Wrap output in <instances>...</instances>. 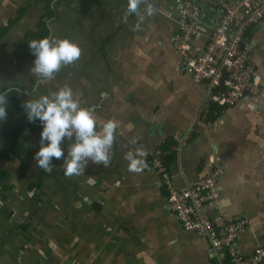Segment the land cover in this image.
<instances>
[{
	"label": "crops",
	"instance_id": "obj_1",
	"mask_svg": "<svg viewBox=\"0 0 264 264\" xmlns=\"http://www.w3.org/2000/svg\"><path fill=\"white\" fill-rule=\"evenodd\" d=\"M184 1L149 0L155 14L132 31L137 17L122 20L127 0H0V93L9 96L0 121V264H221L204 239L182 227L159 171L146 164L130 172L124 158L140 149L146 162L157 149H173L175 133L188 129L192 139L168 164L174 185L204 178L213 155L224 174L205 212L216 222L247 221L237 242L244 258L264 246V24L245 36L259 95L210 114L206 85L181 70L173 42ZM189 1L205 9L204 37L196 42L204 48L219 21L217 6ZM45 37L81 49L51 79L31 71L28 42ZM62 87L92 112L98 131L117 123L108 167L89 161L72 177L63 159L52 158L50 172L37 167L42 124L29 122L22 105ZM71 143L61 144L65 156Z\"/></svg>",
	"mask_w": 264,
	"mask_h": 264
},
{
	"label": "built area",
	"instance_id": "obj_2",
	"mask_svg": "<svg viewBox=\"0 0 264 264\" xmlns=\"http://www.w3.org/2000/svg\"><path fill=\"white\" fill-rule=\"evenodd\" d=\"M217 6L219 21L206 38L205 47L196 45L203 33L199 22L205 9L194 1H184L180 9L178 33L174 45L181 56V70L195 81L206 85V102L220 107L234 106L246 99H254L261 90V77L251 59L246 31L264 24V0H209ZM193 136L192 129L174 135L177 147L185 145ZM167 154L155 150L147 166L157 169L167 191L168 202L182 227L204 239L218 253L221 264H259L264 246L254 249L244 258L237 247L238 239L246 232L247 221L218 222L205 212L204 206L219 198L217 181L224 172L209 156L204 178L187 187H176L164 161Z\"/></svg>",
	"mask_w": 264,
	"mask_h": 264
},
{
	"label": "clouds",
	"instance_id": "obj_3",
	"mask_svg": "<svg viewBox=\"0 0 264 264\" xmlns=\"http://www.w3.org/2000/svg\"><path fill=\"white\" fill-rule=\"evenodd\" d=\"M142 4L145 5L143 12ZM155 11L149 0H127L122 20L127 23L128 17L135 15L137 20L132 31H139L146 17L153 16ZM28 46L35 57L31 71L41 78L51 79L62 66L73 64L81 56L80 47L67 39H33ZM7 96V93H0V121L7 116ZM22 106L29 122L39 120L42 124L40 147L34 154L38 168L50 172L52 158L63 159L61 168L64 175L72 177L82 175L89 161L109 166L117 123L108 120L98 131L92 112L81 107L71 88L62 87L38 99L26 100ZM65 138L72 141L66 156L61 148ZM130 143L136 144V138ZM145 156L146 152L140 149L128 151L124 156L128 161V171L140 173L146 167Z\"/></svg>",
	"mask_w": 264,
	"mask_h": 264
},
{
	"label": "trees",
	"instance_id": "obj_4",
	"mask_svg": "<svg viewBox=\"0 0 264 264\" xmlns=\"http://www.w3.org/2000/svg\"><path fill=\"white\" fill-rule=\"evenodd\" d=\"M9 96H7V98H8ZM211 106H213V108L211 109V112H210V114H214V107H220V106H218L217 104H215V103H212L211 104ZM25 129V127L24 126H22L20 129H17L16 131H17V133L19 134L20 132H22L23 130ZM164 151H166L167 152V154L164 156V161H165V163L168 165H171L174 161H175V159H176V150H173L172 149V145L170 146V147H165L164 149H163Z\"/></svg>",
	"mask_w": 264,
	"mask_h": 264
},
{
	"label": "rangeland",
	"instance_id": "obj_5",
	"mask_svg": "<svg viewBox=\"0 0 264 264\" xmlns=\"http://www.w3.org/2000/svg\"><path fill=\"white\" fill-rule=\"evenodd\" d=\"M180 134H182L181 132H179ZM176 134V133H175ZM175 139V138H174ZM192 139V138H191ZM176 141V140H175ZM190 141V140H189ZM188 141V142H189ZM186 145V144H185ZM177 146V144L175 145V147ZM182 146H184V145H182ZM177 150V149H176ZM149 162V158L147 159V161H146V164ZM171 179H172V182H173V178H172V175H171Z\"/></svg>",
	"mask_w": 264,
	"mask_h": 264
}]
</instances>
